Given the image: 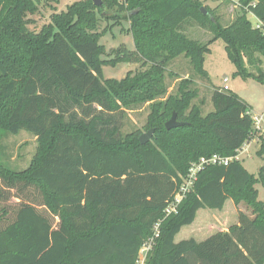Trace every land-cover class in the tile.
Masks as SVG:
<instances>
[{"label": "trees", "instance_id": "16d2710c", "mask_svg": "<svg viewBox=\"0 0 264 264\" xmlns=\"http://www.w3.org/2000/svg\"><path fill=\"white\" fill-rule=\"evenodd\" d=\"M39 2L0 0V128L27 131L38 142L28 169L12 171L0 162V264H136L162 220L146 264H264L257 189L264 188V167L256 176L241 161L207 166L178 214H164L193 163L234 157L256 137L251 106L209 83L205 60L211 44L223 40L234 77L264 84V32L247 17L264 26V0H239L242 15L228 26L212 11L204 14L200 0H102L101 7L86 0L35 33L28 15ZM98 15L129 22L134 50L122 45L102 59L100 39L108 29L98 32ZM190 21L213 38L191 39L184 31ZM180 58L207 81L214 110L205 116L192 69L168 73ZM121 62L145 69L104 79L103 67ZM168 77L179 81L175 92ZM145 104L153 140L142 145L139 134L120 137L115 115ZM174 114L184 125L167 130ZM259 142L264 157L263 136ZM230 201L235 209L248 204L254 218L238 210L225 230L176 242L202 211L222 212Z\"/></svg>", "mask_w": 264, "mask_h": 264}, {"label": "rangeland", "instance_id": "374dc122", "mask_svg": "<svg viewBox=\"0 0 264 264\" xmlns=\"http://www.w3.org/2000/svg\"><path fill=\"white\" fill-rule=\"evenodd\" d=\"M86 0H60L59 2H47L40 0L37 12L34 15H28L29 30L39 33L42 28L51 23L52 16L56 13L65 12L67 7ZM102 1V0H101ZM203 4V9L206 12L212 11L215 17L222 23L223 26L230 25L239 15H242V10L239 7V0H200ZM108 15L113 12L105 10ZM99 17L98 32H103L106 28L108 31L100 39V44L105 47L106 55L102 59L110 60L114 56L113 50L125 45L129 50H134V42L132 35L128 32L130 24L127 21H118L114 19H104L101 15ZM248 19L253 23L256 28L258 20L251 14ZM184 31L193 40L207 44L212 38L213 34L198 25L188 22L184 26ZM211 52L206 56L205 68L209 74L210 82L215 87L223 86V79H229V86L232 91L239 94L251 106L253 116L263 117L264 125V84L256 80L249 79L243 80L240 77H234L236 68L228 58L226 52V45L223 40H218L211 44ZM264 70V64H263ZM145 67L141 64L121 62L115 66H104L103 76L104 79H115L117 81L123 80L130 72L136 73L143 71ZM190 66L184 58L178 59L173 62L168 73L185 74L191 72ZM193 79L199 83L200 98L196 103L201 100L204 101L203 115H207L214 110L211 93L206 90V82L197 77L193 71ZM180 75V76H181ZM192 77V76H191ZM167 83L169 92H175L178 88L179 81L175 78L168 77ZM209 88V87H208ZM210 93V94H209ZM150 106L148 104L137 106L133 110H126L124 113L115 115L117 123L120 125V137L124 138L130 134L142 135L150 132L147 126L148 117L150 115ZM154 137V136H153ZM264 137V134H263ZM153 140V138H152ZM151 140V141H152ZM150 141V142H151ZM260 142H252L249 147L248 154H243L241 163L245 169L252 175H258L259 169L264 167V157L258 155L260 149ZM38 150V142L36 137L27 131H21L19 134H11L0 128V162L7 169L12 171H23L30 167L31 162ZM259 191V200L264 202V188L261 185L257 186ZM7 202V201H5ZM227 209L222 212H213L210 210L202 211L195 224L192 227H186L182 230L176 238V242H180L181 238L185 237L188 233L189 238H194L197 241H203L210 235L217 233L219 230L225 229L231 224L235 223L238 218V210L246 213L251 218H254L253 208L246 203H241L235 209L234 204L228 202ZM226 220L228 223L223 222ZM197 229L194 234L193 230ZM193 235V236H192ZM183 238V239H189ZM182 241V240H181Z\"/></svg>", "mask_w": 264, "mask_h": 264}, {"label": "built area", "instance_id": "2783aa9c", "mask_svg": "<svg viewBox=\"0 0 264 264\" xmlns=\"http://www.w3.org/2000/svg\"><path fill=\"white\" fill-rule=\"evenodd\" d=\"M258 25L256 28L261 29L264 32L263 24L258 21ZM223 91H228L229 89V79H223ZM254 120V128L256 130V137H253L250 141L246 142V144L237 151V155L234 157H222L219 155H214L208 159H201L199 162L193 163L188 171V174L182 179V182L173 197L172 201L166 207L164 214L165 219L169 218L173 215H177L179 212V207L181 206L182 202L186 199V197L194 190L195 184L198 180V176L202 170H204L207 166H229L234 161H241V157L243 154H248L250 144L252 142H259V136H263L264 134V125H263V117L261 116H253ZM162 221H159L155 224L153 228V235L146 241L144 244L139 259L136 264H146V260L148 254L151 250H153L156 241L160 238V227Z\"/></svg>", "mask_w": 264, "mask_h": 264}, {"label": "water", "instance_id": "95a60500", "mask_svg": "<svg viewBox=\"0 0 264 264\" xmlns=\"http://www.w3.org/2000/svg\"><path fill=\"white\" fill-rule=\"evenodd\" d=\"M93 1H94V4L97 7H101L102 6V1L101 0H93ZM202 11L204 12V14H207V12L203 8H202ZM183 125H184V123L178 122L177 114H174L173 117L166 123L165 127H166L167 130H172V129H176L178 127H181ZM154 134H155L154 130H151L147 134L142 135L140 137V143L142 145L148 144L152 140Z\"/></svg>", "mask_w": 264, "mask_h": 264}, {"label": "crops", "instance_id": "0c3cea01", "mask_svg": "<svg viewBox=\"0 0 264 264\" xmlns=\"http://www.w3.org/2000/svg\"><path fill=\"white\" fill-rule=\"evenodd\" d=\"M222 88V87H221ZM229 89L232 91V89H231V87L229 86ZM239 95V94H238ZM251 114H252V112H251ZM225 230V229H224ZM196 230H193V234H194V232H195ZM182 232V231H181ZM179 236V235H178ZM177 236V237H178ZM189 236H190V234L188 233L185 237H183V238H189ZM193 236V235H192ZM183 238H181V240L182 241H184V240H188V239H183ZM189 239H191V237L189 238ZM181 240H180V242H181Z\"/></svg>", "mask_w": 264, "mask_h": 264}]
</instances>
